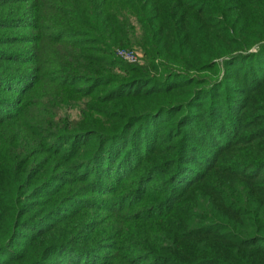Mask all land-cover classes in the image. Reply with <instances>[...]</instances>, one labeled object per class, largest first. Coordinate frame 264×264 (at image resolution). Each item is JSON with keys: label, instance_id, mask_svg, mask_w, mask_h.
Segmentation results:
<instances>
[{"label": "trees", "instance_id": "trees-1", "mask_svg": "<svg viewBox=\"0 0 264 264\" xmlns=\"http://www.w3.org/2000/svg\"><path fill=\"white\" fill-rule=\"evenodd\" d=\"M0 264H264V0H0Z\"/></svg>", "mask_w": 264, "mask_h": 264}, {"label": "rangeland", "instance_id": "rangeland-1", "mask_svg": "<svg viewBox=\"0 0 264 264\" xmlns=\"http://www.w3.org/2000/svg\"><path fill=\"white\" fill-rule=\"evenodd\" d=\"M118 47L117 46H115L114 48H113V56L115 57V58H117V59H119V60H121V61H123L122 59H120L118 56H116V53H115V50L117 49ZM129 49V48H128ZM131 49L135 52V54H136V61L134 62V63H136L137 65H141L142 67H145V65H144V63H143V56H142V54L138 51V50H136L135 49V47H131ZM123 62H125V61H123ZM156 69L157 70H160V67H159V65L158 66H156ZM156 69H151V68H149V67H147L146 66V68H145V70H146V74L147 75H145L144 77L145 78H147V80H160L159 78H160V74L161 73H158V71L156 70ZM116 70L117 71H119L118 70V68H116ZM116 70H114L113 69V73L114 74H116V75H119L117 72H116ZM183 75H186L187 77L188 76H191V78H195L196 77V79H194V81L195 82H201V81H208V79H210V78H212L213 76L212 75H208V74H206L204 71H192V70H189V71H183ZM221 74H222V71L221 70H219L217 73H216V77H217V79H219L220 78V76H221ZM197 80V81H196ZM146 82V81H145ZM77 107H75L74 109H70L69 110V117H71V118H76V116H77ZM119 110H120V112H124V113H127L128 112V109H124V108H118Z\"/></svg>", "mask_w": 264, "mask_h": 264}, {"label": "built area", "instance_id": "built-area-1", "mask_svg": "<svg viewBox=\"0 0 264 264\" xmlns=\"http://www.w3.org/2000/svg\"><path fill=\"white\" fill-rule=\"evenodd\" d=\"M115 53L116 56L127 63H134L136 61V54L132 49L118 47Z\"/></svg>", "mask_w": 264, "mask_h": 264}]
</instances>
